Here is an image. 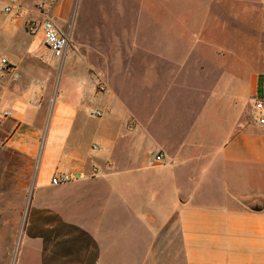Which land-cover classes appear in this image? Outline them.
Instances as JSON below:
<instances>
[{"label": "crops", "instance_id": "1", "mask_svg": "<svg viewBox=\"0 0 264 264\" xmlns=\"http://www.w3.org/2000/svg\"><path fill=\"white\" fill-rule=\"evenodd\" d=\"M8 1L0 0V19ZM17 1L38 21L45 16L37 6L51 3L48 15L71 34L60 61L41 32V47L24 44L20 54L15 43L0 44L12 49L3 57L20 72L16 81H0V114L10 112L0 124V177L20 172L28 202L36 194L40 203L36 219L61 215L62 197L81 191L78 180L89 176L116 193L119 214L138 225V264H264V126L252 116L264 88V0H180L186 58L175 66L171 59L157 65L155 47H144L136 66L138 45H125L118 28L98 29L95 41L87 28L78 34L72 19L85 0ZM122 2L114 10L102 3V16H121ZM134 7L150 12L152 0ZM4 20L0 34L9 39L18 31L37 35L22 30L24 19L16 29ZM125 63L129 81L139 79L149 95L159 89L165 108L176 107V129L188 126L180 137L157 140L153 118L146 123L123 99ZM95 109L101 118L91 115ZM167 119L173 123L172 112ZM154 152L165 160L151 163ZM58 172L76 181L55 186Z\"/></svg>", "mask_w": 264, "mask_h": 264}, {"label": "rangeland", "instance_id": "2", "mask_svg": "<svg viewBox=\"0 0 264 264\" xmlns=\"http://www.w3.org/2000/svg\"><path fill=\"white\" fill-rule=\"evenodd\" d=\"M135 1L124 0L120 7L124 13L121 16L110 14L108 17L102 16L101 4L105 3L108 10H114L116 7L113 5L117 0L82 1L72 24L80 35H84L87 28L89 32L86 36L89 35L93 41L100 29L108 26L118 28V39L125 45H138L139 51L134 62L136 66H139L137 61L144 57V47H155L156 53L153 54L157 65H160L159 60L164 59H171L173 66L180 64L186 58V46L182 45L180 34V0H152L150 12H140L134 7ZM84 4L90 5L91 11L86 10ZM20 5L23 8L21 18L6 14L1 15L0 22L8 18L4 25L12 24L16 29L17 22L24 19L22 30L26 32L29 22L39 23L43 18L35 20L31 16L35 10L26 8V11L25 6ZM36 9L44 16L46 12L49 13L51 3H41ZM84 13L87 15L84 16ZM111 39L114 41L115 36ZM41 41L40 33L24 36L18 31L13 39L0 34V44L15 43L19 54L22 45L30 44L31 48H40ZM12 53L10 47L0 46V58ZM192 57L197 58L196 55ZM149 58L154 57L151 55ZM129 69L126 63L119 69L121 77L127 78L122 92L123 99L146 123L153 118V134L157 140L164 142L174 132H177L176 138L180 137L188 126L184 123L176 129V107L168 103L165 108L159 89L156 94L149 95L139 79L129 81ZM137 75L140 76V73ZM171 112L172 124L167 119ZM24 181L26 179L20 176L19 171H9L8 176L0 177V264H138L139 227L126 214H119L122 210L117 194L100 190L105 185L102 182L95 183L100 181L99 178L95 180L84 176L79 179L77 185L82 186L81 191L76 190L63 196V203L55 207L61 215L50 219L47 216L41 220L33 215V208L40 205L37 195L34 194L33 201L28 202L32 195L28 194ZM40 189L36 185L34 192L39 193ZM173 264H182V259L175 258Z\"/></svg>", "mask_w": 264, "mask_h": 264}, {"label": "built area", "instance_id": "3", "mask_svg": "<svg viewBox=\"0 0 264 264\" xmlns=\"http://www.w3.org/2000/svg\"><path fill=\"white\" fill-rule=\"evenodd\" d=\"M4 13L11 14L16 18H21L23 16V11L17 0H9L4 7ZM48 14V12L44 14L45 17L40 24L29 22L27 24V32L32 35L41 32L44 36L45 45L49 50L51 57L56 61H60L65 57L67 51L71 47V34L69 31L59 28ZM6 77L12 81H16L20 78V72L14 63L8 58L3 57L0 59V81ZM104 90L105 86L102 83H99L98 91L103 92ZM103 114V111L99 109L92 110L91 112V115L95 118H101ZM8 116H10V112L0 114V124ZM252 116L255 123L264 126V88L259 96L254 99ZM92 149L96 152L101 150L97 143L92 145ZM164 160L165 155L162 152H154L151 154V163L163 162ZM94 170L95 172L98 171L97 168ZM75 179L76 178L73 174L58 172L53 175L51 182L55 186H60L68 184Z\"/></svg>", "mask_w": 264, "mask_h": 264}]
</instances>
